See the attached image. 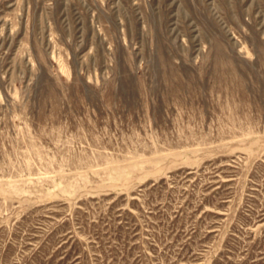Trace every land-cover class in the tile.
I'll return each mask as SVG.
<instances>
[{
  "label": "rangeland",
  "instance_id": "374dc122",
  "mask_svg": "<svg viewBox=\"0 0 264 264\" xmlns=\"http://www.w3.org/2000/svg\"><path fill=\"white\" fill-rule=\"evenodd\" d=\"M0 264H264V0H0Z\"/></svg>",
  "mask_w": 264,
  "mask_h": 264
}]
</instances>
